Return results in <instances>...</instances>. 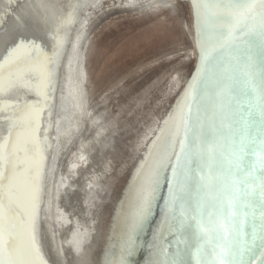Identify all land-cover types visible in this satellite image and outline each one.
<instances>
[{
  "label": "snow or ice",
  "instance_id": "6c2138e0",
  "mask_svg": "<svg viewBox=\"0 0 264 264\" xmlns=\"http://www.w3.org/2000/svg\"><path fill=\"white\" fill-rule=\"evenodd\" d=\"M192 3L200 61L193 80H199L202 96L190 103L186 94L175 117L164 122L161 136L170 122L174 131L159 156L152 149L161 137L153 142L142 166L130 231L113 264H128L136 246L134 233L150 214L160 188L161 170L167 186L165 209L174 222L168 224L172 234L189 222L205 234H227L234 229L232 209L239 203L253 213L260 210L258 218L252 216L259 224H253L251 236L253 242L260 240L258 247L264 252V0H215L211 19L202 14L200 0ZM209 25L211 50L205 34ZM3 39L6 56L0 63V92L23 87L35 78L36 84L27 90L35 91L39 99L33 103L25 99L12 112L7 111L10 105L0 108V264H45L38 261L35 235L45 159L40 119L48 103L54 59L18 31ZM249 156L257 159L249 161ZM220 239L219 252L214 248L210 260L199 258L202 246H197V264H253L255 255H245L252 248H242L227 235ZM168 264L184 262L173 258Z\"/></svg>",
  "mask_w": 264,
  "mask_h": 264
},
{
  "label": "bare ground",
  "instance_id": "6f19581e",
  "mask_svg": "<svg viewBox=\"0 0 264 264\" xmlns=\"http://www.w3.org/2000/svg\"><path fill=\"white\" fill-rule=\"evenodd\" d=\"M153 1L155 4L168 2ZM148 2L135 0L130 5H149ZM200 2L202 14L211 19L215 0ZM102 3V0H0V63H4L6 56L3 38L14 36L17 31L54 59L50 66L52 84L48 103L40 119V140L45 158L40 223L47 234V245L41 242L38 230L35 235L38 261L45 264H113L119 259L130 231L136 194L142 185V166L153 142L161 137L152 149L154 156H159L166 148L169 133L174 131V123L170 122L161 136L164 122L175 117L186 94L190 103L202 96L199 80H193L200 67V61L196 59L188 80L176 79L173 83V92H179L175 93L171 106L152 119L153 123L145 127L135 143L118 147L116 135L108 133L110 127L105 126L107 121H102L92 107L86 88L89 15L91 9ZM193 14L197 38L194 7ZM205 34L206 45L211 50L213 33L210 25ZM35 84L36 80L32 78L23 87L0 92V108L7 104L10 105L7 111L12 112L17 106H23L25 99L29 103L38 100L35 91L27 90ZM190 84L192 88L188 87ZM192 116L194 119L195 108ZM176 151H179L178 145ZM172 159L174 162L175 157ZM248 159L254 161L257 157L249 156ZM164 174L161 170L160 188L151 201L150 214L134 233L136 246L127 257L128 264H168L173 258L184 264H197L198 245L202 246L199 258L210 260L214 248L219 252L216 245L223 243L222 235H227L228 240H234L242 248H252L253 252H245L246 257L255 255L253 264H264V252L258 247L260 240L253 242L251 236L253 224H259V219L254 221L252 216L258 218L259 209L253 213L251 208L238 203L232 209L234 229L227 234H205L195 222H189L180 233L172 234L168 224L174 222L165 209L167 186ZM167 174L171 175L170 169ZM196 235L201 237L199 241L195 240Z\"/></svg>",
  "mask_w": 264,
  "mask_h": 264
},
{
  "label": "rangeland",
  "instance_id": "374dc122",
  "mask_svg": "<svg viewBox=\"0 0 264 264\" xmlns=\"http://www.w3.org/2000/svg\"><path fill=\"white\" fill-rule=\"evenodd\" d=\"M102 1L89 15L86 88L108 133L123 147L135 143L152 119L171 106L179 92L172 90L176 79L191 76L196 66L194 14L182 0H149V5Z\"/></svg>",
  "mask_w": 264,
  "mask_h": 264
},
{
  "label": "water",
  "instance_id": "95a60500",
  "mask_svg": "<svg viewBox=\"0 0 264 264\" xmlns=\"http://www.w3.org/2000/svg\"><path fill=\"white\" fill-rule=\"evenodd\" d=\"M186 1L190 3V5H191V7L193 9V5H192L191 0H186ZM88 25H90L89 21H88ZM195 51H196V59L199 61V48L197 46V38H195ZM61 67H62V64H61ZM41 205H42V203H41ZM41 205L39 206L38 235L40 236L39 238H40L41 242L44 243L43 231H42L43 230V226L40 223V218H41V215L40 214H41V209H42V206Z\"/></svg>",
  "mask_w": 264,
  "mask_h": 264
}]
</instances>
